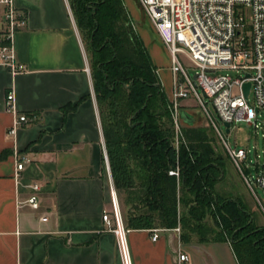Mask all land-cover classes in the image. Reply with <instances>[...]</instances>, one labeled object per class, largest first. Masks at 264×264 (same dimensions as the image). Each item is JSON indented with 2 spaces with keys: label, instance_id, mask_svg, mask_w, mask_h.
<instances>
[{
  "label": "crops",
  "instance_id": "0c3cea01",
  "mask_svg": "<svg viewBox=\"0 0 264 264\" xmlns=\"http://www.w3.org/2000/svg\"><path fill=\"white\" fill-rule=\"evenodd\" d=\"M13 5L25 19L13 46L26 70L12 73L0 66V264H238L227 241H183L174 228H159L152 240L151 229L125 227L124 252L111 214L114 187L106 176L88 51L69 2ZM6 12L0 3V34ZM139 33L156 66L151 45L160 46L159 38L140 28ZM157 74L171 95L159 69ZM8 89L16 111L35 115L13 137L7 136ZM18 157L27 159L19 171ZM33 184L39 187L36 208L26 202ZM104 211L110 224L102 219ZM182 253L187 260H179Z\"/></svg>",
  "mask_w": 264,
  "mask_h": 264
},
{
  "label": "trees",
  "instance_id": "16d2710c",
  "mask_svg": "<svg viewBox=\"0 0 264 264\" xmlns=\"http://www.w3.org/2000/svg\"><path fill=\"white\" fill-rule=\"evenodd\" d=\"M69 3L91 52L93 89L113 185L126 202L143 205L133 208L125 227L175 228L178 203L191 204L189 217L180 223L197 233L198 242L227 241L238 264H264V225L211 189L214 167L207 162L213 150L205 129L187 126L181 132L187 146L182 145L178 154L181 187L175 174H168L177 168L168 98L122 0ZM189 149L198 152L192 160L186 155ZM130 161L143 174L135 175ZM206 212L211 225L198 221ZM180 238L186 241L188 235L181 233Z\"/></svg>",
  "mask_w": 264,
  "mask_h": 264
},
{
  "label": "built area",
  "instance_id": "2783aa9c",
  "mask_svg": "<svg viewBox=\"0 0 264 264\" xmlns=\"http://www.w3.org/2000/svg\"><path fill=\"white\" fill-rule=\"evenodd\" d=\"M144 17L155 31L162 46L170 57L172 74V99L176 106L179 99L192 94L205 109L204 102L198 92L208 97L217 113L219 121L229 124L245 122L249 125L257 116L264 114V0H137ZM7 6L4 17L5 29L0 34V66L12 73L26 70L24 63L16 58L13 46V34L24 25V16L14 8L13 0H0ZM178 52H184L193 64L199 68L195 79H191L182 67ZM223 68L235 69L236 76L217 74ZM249 83L247 96L243 85ZM252 95V100H251ZM14 94L6 90L4 105L12 114V123L7 129V136L13 137L16 130L35 119L26 113L15 110ZM211 127L224 144L225 150L236 167L242 171L240 163L247 158V150L231 147L225 140L223 132L216 121L205 110ZM177 114V113H176ZM258 157V156H257ZM104 159L110 178L109 165ZM25 157L16 158V170L23 168ZM257 175L254 183L264 190V161L256 163ZM170 174H177L171 170ZM264 216V205L254 191L250 181L244 175ZM111 182V178H110ZM38 185L33 184V194L26 200L29 206H38L36 191ZM113 195L114 228L118 230L120 244L127 254L125 242V226L123 224L115 190ZM114 214V215H113ZM102 219L110 224V213L104 211ZM159 228H152V240L158 238ZM176 231L179 228H175ZM185 253L179 260H187ZM129 264V263H128Z\"/></svg>",
  "mask_w": 264,
  "mask_h": 264
},
{
  "label": "rangeland",
  "instance_id": "374dc122",
  "mask_svg": "<svg viewBox=\"0 0 264 264\" xmlns=\"http://www.w3.org/2000/svg\"><path fill=\"white\" fill-rule=\"evenodd\" d=\"M69 2V0H68ZM124 7L126 8L128 15L131 19V24L133 29L139 33V28L143 32H149L150 37L153 38L155 41L157 40V35L152 30L148 20L144 17L142 13V9L140 4L137 0H122ZM70 6V3H69ZM71 9V7H70ZM73 13V12H72ZM133 17H132V16ZM80 35L84 41L85 47L88 51V58H89V66L90 70L93 68V63L91 60V52L88 49L86 39L84 38L83 32H80ZM141 37V36H140ZM151 53L152 56L157 63L156 67L160 71L161 81L168 89H172V75L170 72V57L167 51L162 47L158 46L157 44L151 45ZM177 57L185 69L186 73L189 75L191 79H193L194 74L199 72V68L196 67L193 62L189 59V57L184 52H178ZM217 74H228L230 76L238 75V72L235 69L230 68H223L216 71ZM172 92V91H171ZM198 92L204 102L205 109L201 107L198 100L195 98L194 95L189 94L187 98L179 99L176 106L172 102V93L167 96L169 102V109L171 111V117L173 121V128H174V138H173V147L175 150V166L177 167L176 171L177 174L175 177L177 178V186L178 188L181 187V179L178 169V154L181 151V146L187 147L184 141V138L181 136V132L183 128L187 126L198 127L205 129L207 137L210 141V146L213 150L212 158L208 160V165L214 167L213 170L208 168L210 173V181L211 189L213 193L224 200H230L238 203L241 205L247 212L253 214L255 221L260 224L264 225V216L260 210V207L254 197V194L244 178V173L240 171L236 165L232 163V161L227 156L224 144L220 140V138L216 135L213 131L210 121L205 113V110L211 115V117L216 121L219 128L223 132L226 142L231 147H241L247 150V158L240 163L242 169L246 173L248 180L250 181L254 191L259 196L262 204L264 205V190L257 186L254 183L255 177L257 175L256 163L258 162L259 165L264 161V116H257L256 120L254 121L257 124V127L254 125H249L245 122H237L233 123L229 132H226L225 127L219 121L217 117V113L208 97L202 95V91L198 89ZM251 100L252 95H251ZM184 112L190 119L187 122L184 117L180 115V112ZM177 113V114H176ZM164 121V120H163ZM105 142V140H104ZM105 146V143H104ZM187 156L191 160L193 159L194 155H198V152H193L192 150H186ZM105 156L106 160L109 165L107 149L105 146ZM258 156V157H257ZM105 161V159H104ZM130 168L134 169V174L141 175L143 174V169L137 167L133 161H130ZM178 169V170H177ZM110 171V167H109ZM171 171V170H170ZM169 171V172H170ZM207 171V170H206ZM168 172V174H170ZM205 174V173H204ZM108 172L106 170V176ZM109 176V175H108ZM110 178L111 183L113 185V180L110 171ZM118 207L120 211V215L125 226L127 216L132 213V210L135 206L142 207V203H138L136 205L131 204L125 201L124 193H119L114 187ZM194 204V203H193ZM191 204L185 205L182 203H178L177 208V221L178 225L175 228H179L178 233L179 236L181 233H185L188 235V239L186 241H197L198 235L195 232H189L186 228H182V224L180 220L182 217L186 216L189 217V209ZM114 215V214H113ZM201 223L206 225L212 224V219L210 218V214L206 212L200 220ZM197 222V223H199ZM174 228V229H175ZM170 229V228H165ZM210 236V235H209Z\"/></svg>",
  "mask_w": 264,
  "mask_h": 264
},
{
  "label": "water",
  "instance_id": "95a60500",
  "mask_svg": "<svg viewBox=\"0 0 264 264\" xmlns=\"http://www.w3.org/2000/svg\"><path fill=\"white\" fill-rule=\"evenodd\" d=\"M195 77H196V75L193 76V79H195ZM248 88H249V83H245L243 85V90H244V95L245 96H247ZM203 96H205V95L203 94ZM180 115L182 117H184L187 122L189 121L190 118L184 112L181 111ZM262 115H264V114H262ZM224 127H225L226 132H229V124L228 123H224Z\"/></svg>",
  "mask_w": 264,
  "mask_h": 264
}]
</instances>
